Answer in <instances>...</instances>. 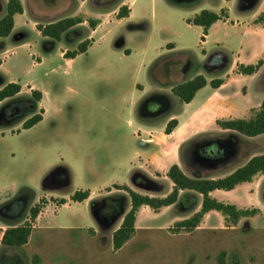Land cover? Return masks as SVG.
<instances>
[{
    "label": "rangeland",
    "instance_id": "rangeland-1",
    "mask_svg": "<svg viewBox=\"0 0 264 264\" xmlns=\"http://www.w3.org/2000/svg\"><path fill=\"white\" fill-rule=\"evenodd\" d=\"M94 1L99 0L85 1L86 5H81V9H89ZM118 1L100 0V3L104 4V10H109L116 7ZM174 1L184 3L188 7V14L202 9L220 11L224 7L228 11L229 8L231 20L219 23L205 46V53L200 45L202 28L186 25L176 29V32L167 29L156 31L153 44L157 45L162 40L172 42L180 39L178 35L181 34L190 50L178 49L150 64L143 57L140 48L132 55L121 58L119 52H123L124 47H137L144 38L130 39L129 25L111 18V22L107 20L93 36L94 46L79 55L73 68L61 66L62 63L57 60L35 65L29 56L16 61L15 58H18L21 51L0 67V88L8 78H15L24 85L36 82L47 86L49 83L48 88L52 92L50 100L47 99L46 102L50 101L52 109L43 123L25 129L22 119L8 126H0V264H35L36 255L41 257L40 264H220L219 257L222 255L226 264H264V216L250 218L236 228L227 223L221 213L214 211L204 217L197 229L177 230L176 221L171 219V212L175 210L181 219L186 218L197 210L200 201L197 194L187 191L182 196L189 197L190 200H181L171 210L164 209L158 213L145 209L142 213L138 212L134 236L118 251L113 249L112 235L120 226L123 216L111 225L110 215L104 209L109 201L102 199L96 203L94 209L92 204L86 209L77 208L75 205L58 208L59 202L51 199L56 203L46 208L39 224L30 221L35 231L27 245L7 246L1 243L2 228L29 222L30 208L41 199L44 204L48 202L46 197H41L36 202V194L30 188L34 190L31 184L35 186L37 183L41 189L43 178L45 180L46 175L58 164L54 160L60 155V151L66 155L72 154V150L62 143L63 132L71 133L74 128L90 122L97 125L96 135L99 142L92 155L93 162L95 165L114 166L120 152L119 147L124 145L120 140H125L128 128L133 129L132 126H127L131 119L130 109L134 110L138 118L144 113L150 115L152 111L157 112L154 119L161 126L166 121L170 113L167 95L154 91L157 83L176 85L198 74L206 78H222L228 72L231 74L230 78H233H229L228 87H235V91L232 92L231 109L229 108L227 115H232V118H248L251 109L261 105L264 99V63L253 74L232 73V69L237 61L245 65L264 61V0ZM80 3L81 0H23V5L31 15L34 16L41 10L47 14L45 18L56 15L60 18L73 16ZM6 12L7 0H0V17ZM27 29L28 39L41 44L42 39L37 37L32 24L27 25ZM82 30V37H85L89 28ZM69 38L70 35L64 41L67 42ZM217 40L221 44H217ZM79 44L71 45V50L77 49ZM104 57L108 60L102 62ZM64 69L69 73H64ZM46 73L49 75L45 76ZM68 86L73 92H67ZM144 89L147 93L142 97L141 91ZM79 94L87 96L93 103L83 101ZM203 94L204 91L196 99ZM21 98L29 97L23 95ZM177 100L173 111H180L183 105ZM9 101L11 100L5 102ZM31 107L33 104L29 103L28 108L24 109V117L31 113ZM36 113H40V108L36 109ZM2 118L1 122L7 121V118ZM104 123H110L111 128L104 130ZM201 125L196 122L190 129L198 134L194 137V144L189 147L194 152L189 154L190 162L194 161L197 168L206 162L199 150L217 141H225L227 145L232 136L238 139L239 136L252 138L251 148L255 147L257 154L264 153V134L248 137L223 130L212 122H206L207 127L203 129H200ZM128 147L131 145L128 144ZM218 148L212 144L202 152L214 155ZM234 148L235 144L232 150ZM245 160L243 158L236 165H241ZM173 164L176 163H171V166ZM114 168L112 167L111 173L107 167L97 179H111L115 173ZM194 169V165L190 163L185 167L187 174ZM105 172L107 175L103 176ZM263 178L259 182L264 183ZM54 181L55 178L51 176L50 184ZM157 182V189L166 187L162 180L158 179ZM123 192L126 197H114L113 205L124 207L127 212L131 201L127 192ZM221 192L225 193L226 190ZM257 192L258 189L250 192L248 185H241L233 193H228L231 194L230 197L216 194L215 198L237 207L253 208L252 204L264 200V187L262 198ZM22 193L27 194L24 208L18 217H14L11 209L4 206ZM190 201L193 202L192 207L187 206ZM92 212L97 215L99 222L95 220ZM100 215H105L106 218L101 219Z\"/></svg>",
    "mask_w": 264,
    "mask_h": 264
},
{
    "label": "crops",
    "instance_id": "crops-1",
    "mask_svg": "<svg viewBox=\"0 0 264 264\" xmlns=\"http://www.w3.org/2000/svg\"><path fill=\"white\" fill-rule=\"evenodd\" d=\"M21 1L23 3V0ZM85 1L89 0H81L77 11L73 15L81 16L84 19V22L75 25L74 27L66 31L59 40L48 36H43L41 31L38 29V25L42 24L43 26H45L49 23L56 22L66 17L60 18L56 17V15L45 18L47 14L45 15L41 10H39V12H36L33 16L23 5L24 12L15 15V24L10 35L6 37L0 36V67L6 63L7 59L11 58L12 56H17L21 51V53L18 55V58H15L16 61L17 59H20L22 57L29 56L35 65H41L44 62L52 63L54 60H57L62 63L61 66H65L67 67V69L73 68L74 63L80 54L76 55L75 57H68V55H66V52L73 51L71 50L70 46L74 45L75 43H80L83 39L89 38L93 40L92 45L88 48V50H90L95 44V39L93 36L99 31L102 25L107 22V20L111 22V20H109L111 18L119 21H124L129 25L130 39L135 37L144 38L137 47H124L123 52H119L121 54V58H123L124 56L127 57L132 55L135 50H138V48H140L143 51V57H146L148 59V63L150 64L154 63L163 55L167 53H173L178 49L190 50L189 45L185 44L186 39L183 38L181 34L178 35L180 39L173 40L172 42L167 43V40H162L157 45L153 44V37L155 35V32L158 30L167 29L176 32V29L178 28L186 27V25H192L187 22L188 18L194 17L200 11L195 12L194 14H188L186 11V8L188 7L185 6L184 3L176 2L174 0H119L116 7H113L109 10H104V4H101L99 0L98 2L94 1L91 7L86 10L83 8L81 9L80 7L81 5H86ZM164 3H166V6ZM121 6H126L129 9V14L128 16L119 19L117 18V14ZM216 12H219V10H217ZM2 17H4V15L1 16L0 19ZM88 18H93L98 21V24L95 28L90 27L87 22ZM230 20L231 16L229 15L228 8V16L214 23L209 29V33L208 35H206L205 40H201L200 45L204 53L206 52L205 46L219 23H227ZM29 24H32V26L34 27V30L37 33V37L42 39L41 44L36 41L32 42L28 39L27 25ZM85 27L89 28V33L85 37H82V29ZM69 35L70 38L67 40V42H65V37H68ZM202 35L203 29L201 36ZM216 43L221 44V42H219L218 40L216 41ZM101 60L102 62H104L108 59L104 57ZM238 64H240L239 61L236 62L235 68L232 69V73H238L236 69ZM67 69L63 70L64 73H69ZM47 75H49V73L45 74V76ZM230 75V73L226 72L225 77L221 78L223 79V83L218 88H214L210 84L211 80L214 78H206L208 84L196 93L194 99L191 102H182L183 105L180 111H173V109H175V106L177 105V99H179L178 96L173 93V87L175 85H173L172 83L155 84V92L164 93L167 95V104L169 106L168 110L170 113L166 121L161 126L156 123L154 119L155 114H158L157 112L155 113V111H152L150 114L152 115L151 118L150 115H148L149 113H144L143 116L138 118L135 116L134 110L130 109L131 119L128 120L127 126H132L133 129L129 130L128 128L125 140H120L121 142H124V145H121V147H119L120 152L117 157V162L114 164V166L95 165V163L93 162L92 155L94 152H96V149L98 148L97 143L99 142V139H97L96 135V129L98 128L97 125L94 126V124L90 122L85 126L82 125L78 126V128H74L71 133L63 132L64 140L62 141V143L66 144L69 150H72V154L66 155L62 153V151H60V155L54 160V162L58 164L53 167L52 171H54L58 167L67 168L70 176V182L68 185H64L62 182L58 181L52 184L51 187L46 188L44 187L43 178L41 189L38 187L37 183H35V186L31 184V186L34 187V190L32 188H30V190L36 194V202L39 201L41 197H46L48 199L45 207L42 209L39 216L34 222L39 224L42 214L46 210V208L49 205L56 203L51 201V199H55V201L57 202H59L61 198H65L67 200V202L64 204L59 203V205L57 206L58 208L75 205L77 208L82 207L86 209L88 205H91L92 201H100L101 199L107 200L110 197L114 198L116 196L126 197V194L123 192V190L114 187L115 184H127L136 191L144 194L153 196H166L173 189V182L166 175L171 166V163L173 162L178 164L186 173L187 171L185 170V167L190 163L194 165L195 169L194 171L192 170L188 175L193 176L196 172H200L204 177L208 178L224 177L232 173L238 167L244 165L252 156L257 155V150L255 147L251 148L250 141H253L252 138H241L243 136H239L240 138L235 144V148L226 155L223 154L225 141H217L216 143H212L219 147L217 154L208 155L202 152V150H204L208 146H211L212 144L207 145L199 150V154H201L203 156V159L206 160L202 167L197 168L194 164V161L190 162L191 158H189V154L194 153L192 152L193 149H190L189 147L194 144V137L198 135L197 132L193 133V130H190L192 124L200 122L202 124L200 129H203L207 127L206 122L217 124L218 119H227L233 117L232 115H227V113L229 112L231 99L233 97L232 92L235 91V87H228ZM231 79L233 78H230V80ZM5 82V85L10 82H16L21 85V91L18 93L17 97H21L23 95L30 97L33 90H40L42 92V99L38 102L37 108L44 110L43 118L40 122H38L31 128L38 126L47 119V116L52 109L50 107V101L46 103L47 99L50 100L52 94L51 90L48 88L49 83L47 86L42 83L37 84L36 82H28L24 85L20 80L17 82L15 78H8ZM138 86H140V84H138ZM203 91L204 94L196 99L197 95L201 94ZM67 92H73L72 88L68 86ZM146 93V89L142 90V97L146 95ZM79 96H82L83 101L93 103V101L87 96L80 94ZM7 100L9 99L0 101L1 106ZM31 115L32 113L26 116L23 121H25ZM174 118L178 120V124L170 134H167L165 132L167 123ZM102 128L104 130H106L107 128L110 129L111 125L110 123H104L102 124ZM233 133L237 132L233 131ZM109 144H111V142H109ZM128 144H130L131 147H128ZM222 155L224 157H222ZM243 158H246V160L241 165H236L238 162L242 161ZM169 160L170 163H168ZM107 167L109 168V170H111V173L112 167H115V173L111 177V179L106 180V178L104 177L100 181V179L97 178H99L100 174L105 171ZM135 171H142L155 181H158V179L162 180V182L166 184V187H162V189H159V191H148L138 186L134 182L133 173ZM106 175L107 173L105 172L103 176ZM262 177H264V174H258L252 181L241 183L230 191H226L224 193L221 192L222 189H217L211 194L214 197L216 194H220L221 197H227L231 195L228 193H233L241 185H248L250 192L258 189L257 193H259V195L261 196L260 198H262L264 183L259 182L261 181ZM94 178H96L98 181H95L96 179ZM262 181H264V178ZM139 189H141V191ZM76 190H89L90 197L82 202H74L70 199V197ZM184 191L192 192L190 190H181L180 198L183 197L182 195ZM197 195L200 198L197 208L198 210L201 207L202 195ZM176 205L177 203L167 207H163L161 210H171ZM251 207L259 208L260 212L253 217H243L238 222V224L232 227L238 228L243 222L248 221V219L250 218H257L260 215L264 216V200H261V202L257 201L256 203L252 204ZM239 208L248 207L239 206ZM145 209L151 208L149 206H142L139 212L142 213ZM212 212L214 211H210L207 214ZM171 213L173 214V216H171L172 221L181 220V217L178 216V212L173 210V212ZM93 216L95 220L99 222L97 215L93 213ZM104 217L105 216H99V218L101 219H105ZM89 222L92 223L90 220ZM106 222L107 221H105L104 223L106 224ZM33 231H35L34 228ZM31 236L29 242L31 241Z\"/></svg>",
    "mask_w": 264,
    "mask_h": 264
},
{
    "label": "trees",
    "instance_id": "trees-1",
    "mask_svg": "<svg viewBox=\"0 0 264 264\" xmlns=\"http://www.w3.org/2000/svg\"><path fill=\"white\" fill-rule=\"evenodd\" d=\"M24 12V6L21 0H8L7 1V12L0 19V36L6 37L10 35L15 24V15ZM129 9L126 6H121L117 14V18L121 19L128 16ZM228 16V11L226 8H222L219 12L211 9H202L194 17L188 18L187 22L192 25H197L202 27L203 35L201 40L204 41L206 35L209 33L211 26L226 18ZM84 22L81 16H71L60 19L56 22L49 23L45 26L42 24L38 25V29L41 31L43 36H48L59 40L62 35L80 23ZM90 27L95 28L98 21L93 18L87 20ZM92 39H85L80 42L77 49L73 51H67L66 55L68 57H75L78 54L84 53L92 45ZM264 61L260 60L257 64L245 65L238 64L237 71L241 74H253L259 70L263 65ZM2 82V77L0 76V83ZM223 79L214 78L211 80L210 84L214 88H218L222 85ZM208 84L206 77L202 74L194 76L192 79L176 84L173 87V93L178 96L181 102L189 103L191 102L196 93ZM21 91V85L16 82H10L0 89V101L9 99L11 101L5 102L0 107V119L2 117L7 118L5 122H1L0 126H8L18 120L24 119V109L25 104H33L30 108L32 115L27 118L23 123V128L28 129L40 122L43 118L44 110L40 109V113H36L38 107V102L42 99V92L40 90H33L29 98L17 97L18 93ZM29 102V103H26ZM15 105L22 106V111L16 113L13 116L9 115V109ZM9 115V116H8ZM11 118V119H9ZM3 119V118H2ZM9 120V121H8ZM178 120L171 119L166 126L165 132L170 134L174 128L177 126ZM217 124L224 130L235 131L242 135L248 137H255L264 134V99L258 108L251 109V115L248 118H227L218 119ZM238 138L232 136L227 145L224 146V155L232 151L234 144H236ZM216 143V142H214ZM222 157H224L222 155ZM258 174H264V153L252 156L244 165L238 167L229 175L220 178H208L204 177L200 172H196L193 176L188 175L178 164H173L167 171L168 178L173 182L172 191L166 196H153L149 194H144L136 191L127 184H115L114 187L124 190L130 197L131 206L130 209L125 212L124 207L116 208L115 199L110 197L107 199L108 204L104 209L107 210V215H110V224L113 225L119 218L123 216V220L120 226L113 232V249L115 251L120 250L135 234L136 232V221L137 215L142 206H149L155 212H159L163 207H167L181 200L185 202L189 197L180 198L181 190H190L195 194L202 195L201 207L199 210L193 212L190 216L178 220L175 222V228L177 230L192 231L197 229L202 223L205 215L210 211H217L221 213L226 222L232 225L238 224V222L243 217H253L257 215L260 210L259 208H239L237 205L232 203H227L220 201L212 196V192L217 189H222L230 191L234 189L237 185L250 182ZM53 176L56 181L52 182H62L64 185H68L70 182V176L68 169L65 167H58L52 171L44 180V187H51L52 184L49 182V178ZM134 182L148 190V191H159L158 182L150 178L146 173L142 171H135L133 173ZM26 193H22L15 197L11 202L5 204L4 207L11 209L12 215L18 217L19 213L23 210L26 201ZM90 197L89 190H76L70 197L74 202H82ZM190 200V199H189ZM187 200V201H189ZM105 201V200H104ZM65 198L59 200L60 204L66 203ZM98 201H92V208L94 209ZM193 202L187 204L188 207H192ZM45 207L44 201L41 199L38 203L34 204L30 208V218L29 222L20 225H11L7 228H2L1 231V243L7 246H24L29 242L30 236L33 231V226L30 221H35L39 216L42 209ZM110 210L114 211L112 214ZM105 216V215H100ZM106 218V217H104ZM220 264H226L223 259V255L219 257ZM34 263L40 264L41 257L36 255L34 257Z\"/></svg>",
    "mask_w": 264,
    "mask_h": 264
},
{
    "label": "flooded vegetation",
    "instance_id": "flooded-vegetation-1",
    "mask_svg": "<svg viewBox=\"0 0 264 264\" xmlns=\"http://www.w3.org/2000/svg\"><path fill=\"white\" fill-rule=\"evenodd\" d=\"M26 103H29V102L26 101ZM24 106H25V108H28V104H25ZM22 110H23V109H22V106H20V105H15L14 107H12V108L9 109V111H10V112H9V115H10V116H13V115H15L16 113H18V112H20V111H22ZM9 115H8V116H9ZM105 207H106V206H105ZM105 207H104V208H105ZM116 208H117V207H116ZM109 212L112 214V212H114V211L110 210Z\"/></svg>",
    "mask_w": 264,
    "mask_h": 264
}]
</instances>
